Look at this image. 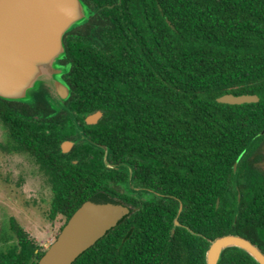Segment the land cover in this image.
<instances>
[{"label": "trees", "instance_id": "1", "mask_svg": "<svg viewBox=\"0 0 264 264\" xmlns=\"http://www.w3.org/2000/svg\"><path fill=\"white\" fill-rule=\"evenodd\" d=\"M84 1L97 14L65 37L67 116L103 113L88 134L114 167L91 142L66 158L55 128L64 114L50 118L43 96L0 99V150L35 164L52 221L64 219L63 229L98 194L132 210L73 264H205L210 241L231 233L264 251V0ZM228 93L260 101L217 102ZM122 185L155 195L140 204ZM10 233L0 264H37L46 250L15 218ZM219 264L258 263L230 248Z\"/></svg>", "mask_w": 264, "mask_h": 264}, {"label": "water", "instance_id": "2", "mask_svg": "<svg viewBox=\"0 0 264 264\" xmlns=\"http://www.w3.org/2000/svg\"><path fill=\"white\" fill-rule=\"evenodd\" d=\"M94 15L84 0H0V99L32 105L41 95L54 111L52 116L65 110L73 93L66 78L71 64L63 63L67 55L65 37ZM259 101L256 94L228 93L217 98L218 103L230 105ZM101 115H90L87 122ZM99 147L108 152L106 146ZM182 210L180 204L178 215ZM131 211L105 194L90 197L69 218L37 264H73ZM177 226L178 218L174 222ZM230 248L240 249L264 264L262 248L233 233L210 241L205 264H219L224 251Z\"/></svg>", "mask_w": 264, "mask_h": 264}, {"label": "rangeland", "instance_id": "3", "mask_svg": "<svg viewBox=\"0 0 264 264\" xmlns=\"http://www.w3.org/2000/svg\"><path fill=\"white\" fill-rule=\"evenodd\" d=\"M3 140L4 130L0 125V142ZM259 151L264 157V143ZM106 163L113 168L107 159ZM256 166L264 169V158ZM142 196L139 195L144 200L150 198ZM50 198V189L29 157L0 150V240L11 234L10 219L15 218L27 234L47 250L65 223L59 216L53 221L49 218Z\"/></svg>", "mask_w": 264, "mask_h": 264}, {"label": "flooded vegetation", "instance_id": "4", "mask_svg": "<svg viewBox=\"0 0 264 264\" xmlns=\"http://www.w3.org/2000/svg\"><path fill=\"white\" fill-rule=\"evenodd\" d=\"M65 44H66V40H65ZM63 63L73 65L72 60L69 58L68 55L66 56L65 61ZM70 104H71V102H69L67 104V108L65 110H62L61 112H59L57 114V115L64 114V116H61L58 119V120H60V122H63L64 124L63 125L58 124L57 126H55L56 129H61L63 131V134L65 135V137L62 139V141L60 143V149H61V153L64 154L66 156V158L72 157L74 150L76 148H79L80 150L83 151L85 146L91 140V138H90L91 136L88 133L90 131H92V128L94 126H96L100 122L101 118L103 117V113L101 111H97V112H101L102 115L97 119H92V123H88L87 119L90 115H94L97 112L89 114V115L85 116L84 118L83 117H77V116L68 117L67 114L69 112H72V110L70 108ZM53 114H54V111L51 112L49 117L53 118L54 117V116H52ZM57 115H55V116H57ZM91 142L96 144L95 146L98 148H100L99 146H104V145H100L96 142H93L92 140H91ZM100 149H102V148H100ZM82 154L83 153H81L79 155H82ZM90 157L92 158L93 155H90ZM107 157H108V153L105 151L104 161H105L106 167L108 169H112V168L108 167V165L106 163ZM72 162L77 164L79 162V160H72ZM110 165H112V164H110ZM259 170L264 172V169H259ZM130 173H131V177H132L133 171L130 170ZM121 187H122L123 191L127 192L130 195H134L140 204H142L143 202L151 200L153 198V196L155 195L150 190H147L145 188H139V187L132 186L131 187L132 192H130V191L126 190L125 185H122ZM139 195L147 196L150 198L144 200V198H140Z\"/></svg>", "mask_w": 264, "mask_h": 264}]
</instances>
